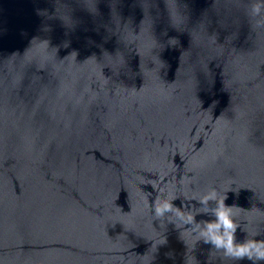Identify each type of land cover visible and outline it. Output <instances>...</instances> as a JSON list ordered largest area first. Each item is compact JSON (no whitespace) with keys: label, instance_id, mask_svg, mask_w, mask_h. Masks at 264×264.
<instances>
[{"label":"water","instance_id":"95a60500","mask_svg":"<svg viewBox=\"0 0 264 264\" xmlns=\"http://www.w3.org/2000/svg\"><path fill=\"white\" fill-rule=\"evenodd\" d=\"M256 249L264 0H0V264Z\"/></svg>","mask_w":264,"mask_h":264},{"label":"clouds","instance_id":"9594fccd","mask_svg":"<svg viewBox=\"0 0 264 264\" xmlns=\"http://www.w3.org/2000/svg\"><path fill=\"white\" fill-rule=\"evenodd\" d=\"M256 252L258 253V256L260 258H264V251H260L259 249H256ZM236 255L241 256V257L244 255H248L249 257H251L252 252L250 251L249 248L242 247L236 252Z\"/></svg>","mask_w":264,"mask_h":264}]
</instances>
